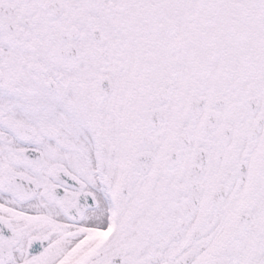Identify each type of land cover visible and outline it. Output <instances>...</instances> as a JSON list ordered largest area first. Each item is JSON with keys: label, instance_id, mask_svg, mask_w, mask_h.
<instances>
[{"label": "snow or ice", "instance_id": "1", "mask_svg": "<svg viewBox=\"0 0 264 264\" xmlns=\"http://www.w3.org/2000/svg\"><path fill=\"white\" fill-rule=\"evenodd\" d=\"M0 264H264V0H0Z\"/></svg>", "mask_w": 264, "mask_h": 264}]
</instances>
